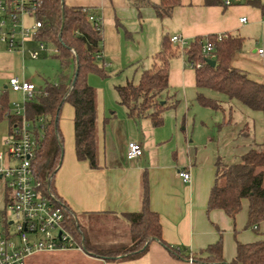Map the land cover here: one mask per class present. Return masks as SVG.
<instances>
[{
  "label": "crops",
  "instance_id": "0c3cea01",
  "mask_svg": "<svg viewBox=\"0 0 264 264\" xmlns=\"http://www.w3.org/2000/svg\"><path fill=\"white\" fill-rule=\"evenodd\" d=\"M160 1L63 0L69 7L84 9L100 17L99 65L115 75L133 73L138 80L141 72L150 68L164 36L168 39L182 37L188 44L197 38L202 40L217 34L235 36L243 41L245 32L258 29L261 32L259 43L249 51L244 48L236 54L231 67L264 85V15L258 8L248 5V0L228 8L206 5L204 0H180L170 15L159 18L152 5L157 6ZM259 1L264 5V0ZM242 18L245 22H240ZM170 45L177 54L169 61V93L174 92L179 104L176 109L163 113L160 127H153L149 119L136 121L127 117L125 108L118 104L115 86L113 91L107 86H93L99 170H90L86 162L76 159L74 110L69 104L63 105L58 122L63 150L54 177V191L83 221L87 214L124 221L123 215L139 211L141 176L146 171L149 206L158 215L161 239L184 256H173L159 242L152 241L147 252L137 259L118 257L108 261L81 253L85 264H200L190 258L199 257L202 250L218 240L222 243L224 264H231L237 243L250 244L264 239V222L256 230L245 228L246 200L242 201L241 211L234 219L220 210L207 211L215 184L216 163H238L250 149L264 150V116L221 94L200 90L224 110L229 109L228 120H223L218 128L219 124L209 125L204 120L185 117L187 103L196 102L199 90L195 86L193 68L185 65V55L175 44ZM30 47V44L26 45V49ZM259 50H262L261 55ZM25 55L9 52L2 46L0 93L5 91L2 88L5 89L11 76L30 81L25 79L26 72L30 73L31 79L37 75L35 69L26 66ZM106 77L110 78L108 74ZM125 79V83L129 82ZM7 95L8 101L22 98L8 91ZM224 110L222 108L221 112ZM235 111L239 112L237 118L233 117ZM105 118L108 120L104 122ZM9 134L8 123L0 122V153H5L4 143ZM130 142L141 146L143 154L140 158H127ZM6 164L4 161L0 166ZM180 171L190 174L189 183L179 178ZM8 200L9 192L0 178V212Z\"/></svg>",
  "mask_w": 264,
  "mask_h": 264
},
{
  "label": "trees",
  "instance_id": "16d2710c",
  "mask_svg": "<svg viewBox=\"0 0 264 264\" xmlns=\"http://www.w3.org/2000/svg\"><path fill=\"white\" fill-rule=\"evenodd\" d=\"M206 5H220L222 0H204ZM39 18L43 27L36 40L56 48L50 56L58 61L59 71L54 80L44 81L42 89L24 104V117L30 121L37 141L34 172L43 186L55 194L64 214V227L83 244L84 252L95 258L137 259L143 256L152 241H157L173 256L183 257L181 251L167 245L161 239L158 215L149 206V183L146 171L141 176V201L139 211L123 215L128 225V246L98 249L90 240L92 219L98 215L87 214L84 221L74 214L54 191V177L62 158V137L58 128L61 109L69 104L74 110V144L78 161L86 162L90 170H99L97 149V124L95 89L89 85L87 76L97 74L105 78L107 72L97 60L101 52L99 32L88 21L89 12L72 8L63 0H40ZM149 5V3H146ZM180 0H161L152 5L157 17L170 15ZM247 4L258 8L264 15V5L259 0H248ZM215 35L208 36L214 43V66L206 63L208 58L200 55V38L190 42L183 54L193 67L195 86L199 90L196 103L213 111H222L215 100L205 97L200 90H208L235 100L251 111L264 116V85L248 78L247 74L231 67V61L242 51L243 41L235 36L224 35L221 41ZM169 39L164 36L160 51L153 56L150 68L141 72L136 84L126 82L114 87L118 104L125 108L126 115L133 120L149 119L153 127L163 123V113L176 109L179 102L169 93V61L176 55ZM42 119V122H40ZM108 118H105L104 122ZM6 121L10 132L19 125L21 116L10 112L7 91L0 93V122ZM42 126V128H41ZM248 203L246 229L256 230L264 222V150L250 149L238 163L226 165L216 163L215 184L211 189L207 211L220 210L234 219L241 211L242 201ZM8 202V201H6ZM185 258H188L185 256ZM200 264H224L222 243L218 240L191 257ZM231 264H264V239L250 244L236 245L235 258Z\"/></svg>",
  "mask_w": 264,
  "mask_h": 264
},
{
  "label": "built area",
  "instance_id": "2783aa9c",
  "mask_svg": "<svg viewBox=\"0 0 264 264\" xmlns=\"http://www.w3.org/2000/svg\"><path fill=\"white\" fill-rule=\"evenodd\" d=\"M247 0H222L221 7L228 8ZM40 0H0V46L9 52L26 53L30 60L56 54L58 50L48 46L36 36L43 27L39 18ZM245 18L240 22H245ZM88 21L101 33V19L92 13ZM216 41L223 34L214 36ZM183 53L188 41L174 36L169 39ZM31 47L26 49V45ZM262 54V50L258 51ZM200 55L210 60L214 57V43L208 37L200 41ZM189 68L200 67L199 63L189 64ZM32 82L17 76L9 77L5 91L22 96L23 104L30 101L37 91ZM12 113L21 116L19 125L14 126L5 140V153H0V178L9 192V200L0 212V264H26L28 258L40 253L75 251L85 253L83 244L64 227V214L57 198L49 187H44L36 177L32 161L35 158L37 141L19 103L14 104ZM42 122V119H40ZM42 128V126H41ZM143 150L138 143L127 146V158L135 160L142 156ZM179 178L190 182L188 172H178ZM191 261V259H190Z\"/></svg>",
  "mask_w": 264,
  "mask_h": 264
},
{
  "label": "rangeland",
  "instance_id": "374dc122",
  "mask_svg": "<svg viewBox=\"0 0 264 264\" xmlns=\"http://www.w3.org/2000/svg\"><path fill=\"white\" fill-rule=\"evenodd\" d=\"M261 32L258 29L247 31L244 33L242 51L247 49L248 51L256 47L260 41ZM5 49V48H4ZM2 50V45L0 46ZM25 63L27 67H31L36 70L37 75L34 78H30V73H25V79L30 80L36 87H41L44 81L54 80L55 76L59 71L58 61L50 56L42 57L38 60H30L28 55H25ZM110 78H102L97 74H89L87 76V81L89 85L93 86H107L113 91V87L117 85H123L128 79L129 82L137 83L138 77H134L133 73L125 75H115L106 70ZM1 86V84H0ZM2 90H4L2 88ZM174 94L173 91H171ZM10 93V92H9ZM17 95V94H16ZM21 96L20 94L18 95ZM19 99V98H18ZM20 103L21 109L23 111V102L21 100L10 99L9 109L10 112L14 110V104ZM187 110H184L185 117H195L196 119L204 120L209 125L211 123L219 124L218 128L223 123V120L227 121L229 117V109L221 111H213L211 109L202 107L198 105L194 100L189 101L186 105ZM238 111L233 113V117H238ZM83 221V220H81ZM92 225L90 229V240L94 246L98 249H109V248H122L128 246V225L126 221L120 220L116 221L112 218L90 221ZM26 264H85V258L83 254L75 251H65V252H54V253H40L35 254L27 259Z\"/></svg>",
  "mask_w": 264,
  "mask_h": 264
},
{
  "label": "water",
  "instance_id": "95a60500",
  "mask_svg": "<svg viewBox=\"0 0 264 264\" xmlns=\"http://www.w3.org/2000/svg\"><path fill=\"white\" fill-rule=\"evenodd\" d=\"M206 63L207 64H209V65H211V66H214V64H215V61H213V60H210V59H208V60H206ZM29 71H33V69H29Z\"/></svg>",
  "mask_w": 264,
  "mask_h": 264
}]
</instances>
